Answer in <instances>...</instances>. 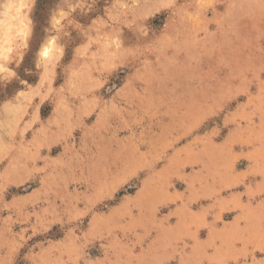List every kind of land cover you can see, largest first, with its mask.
<instances>
[{"label":"rangeland","instance_id":"obj_1","mask_svg":"<svg viewBox=\"0 0 264 264\" xmlns=\"http://www.w3.org/2000/svg\"><path fill=\"white\" fill-rule=\"evenodd\" d=\"M6 41L0 264H264V0H0Z\"/></svg>","mask_w":264,"mask_h":264},{"label":"clouds","instance_id":"obj_2","mask_svg":"<svg viewBox=\"0 0 264 264\" xmlns=\"http://www.w3.org/2000/svg\"><path fill=\"white\" fill-rule=\"evenodd\" d=\"M24 7H28V5H26V4L20 5V8H24ZM18 11H19V9H18ZM19 35L24 41H26V39L29 35L28 28L26 25L23 28H21ZM9 44H10V41H6V46L4 47L3 51L0 52V60H3L5 62L9 61L10 54L14 51L13 47L7 46ZM54 44H55V42L53 41V42H50L48 45L44 46L43 50L40 52V56H42L44 58H49V57L53 56L54 53L56 51H58V49H56L54 47ZM20 47H26V43H22L20 45ZM0 72L7 73L10 76L15 75L14 72H10L7 63H0Z\"/></svg>","mask_w":264,"mask_h":264},{"label":"bare ground","instance_id":"obj_3","mask_svg":"<svg viewBox=\"0 0 264 264\" xmlns=\"http://www.w3.org/2000/svg\"><path fill=\"white\" fill-rule=\"evenodd\" d=\"M10 2V1H9ZM9 4V3H8ZM9 7V6H8ZM20 10V9H19ZM9 11V10H8ZM5 12V11H4ZM10 20V19H9ZM6 27V26H5Z\"/></svg>","mask_w":264,"mask_h":264}]
</instances>
